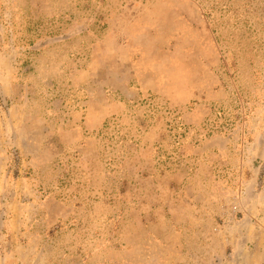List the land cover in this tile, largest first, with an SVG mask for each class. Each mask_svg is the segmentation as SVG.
Returning a JSON list of instances; mask_svg holds the SVG:
<instances>
[{
  "label": "rangeland",
  "instance_id": "obj_1",
  "mask_svg": "<svg viewBox=\"0 0 264 264\" xmlns=\"http://www.w3.org/2000/svg\"><path fill=\"white\" fill-rule=\"evenodd\" d=\"M0 264H264V0H0Z\"/></svg>",
  "mask_w": 264,
  "mask_h": 264
}]
</instances>
